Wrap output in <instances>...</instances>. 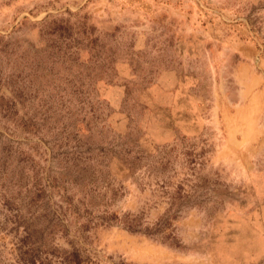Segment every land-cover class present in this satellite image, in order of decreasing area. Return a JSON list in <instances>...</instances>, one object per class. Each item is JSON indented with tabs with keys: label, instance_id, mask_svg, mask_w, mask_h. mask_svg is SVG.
<instances>
[{
	"label": "rangeland",
	"instance_id": "obj_1",
	"mask_svg": "<svg viewBox=\"0 0 264 264\" xmlns=\"http://www.w3.org/2000/svg\"><path fill=\"white\" fill-rule=\"evenodd\" d=\"M73 254L264 264V0H0V264Z\"/></svg>",
	"mask_w": 264,
	"mask_h": 264
},
{
	"label": "trees",
	"instance_id": "obj_2",
	"mask_svg": "<svg viewBox=\"0 0 264 264\" xmlns=\"http://www.w3.org/2000/svg\"><path fill=\"white\" fill-rule=\"evenodd\" d=\"M124 226L131 231H138V230H136V228L134 226H132V224H130V222H125ZM145 233H148V232H145ZM73 263L79 264V259H78L77 254H73Z\"/></svg>",
	"mask_w": 264,
	"mask_h": 264
}]
</instances>
